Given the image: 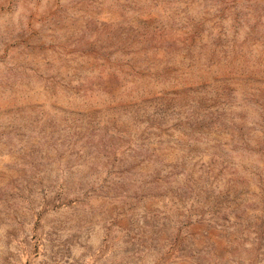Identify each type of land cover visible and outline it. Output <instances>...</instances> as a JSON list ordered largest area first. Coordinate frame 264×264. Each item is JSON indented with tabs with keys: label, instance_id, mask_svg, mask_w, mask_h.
Returning <instances> with one entry per match:
<instances>
[{
	"label": "rangeland",
	"instance_id": "374dc122",
	"mask_svg": "<svg viewBox=\"0 0 264 264\" xmlns=\"http://www.w3.org/2000/svg\"><path fill=\"white\" fill-rule=\"evenodd\" d=\"M0 264H264V0H0Z\"/></svg>",
	"mask_w": 264,
	"mask_h": 264
}]
</instances>
